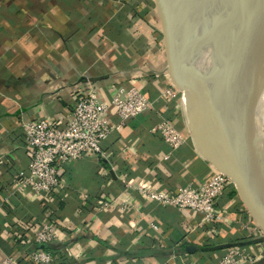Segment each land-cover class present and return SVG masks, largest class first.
Instances as JSON below:
<instances>
[{
  "label": "crops",
  "instance_id": "obj_1",
  "mask_svg": "<svg viewBox=\"0 0 264 264\" xmlns=\"http://www.w3.org/2000/svg\"><path fill=\"white\" fill-rule=\"evenodd\" d=\"M173 45L165 0H0V262L31 264L18 251L35 247L29 230L52 221L60 241L38 245L51 250L52 264H218L230 247L264 264V230L234 184L218 202L220 219L206 223L133 187L171 193L213 170L184 131L170 85ZM129 83L151 106L122 123L112 115L120 125L98 156L66 164L60 186L43 197L18 185L29 164L23 123L62 115L85 84L108 100L112 86ZM166 120L183 136L176 147L154 131Z\"/></svg>",
  "mask_w": 264,
  "mask_h": 264
},
{
  "label": "built area",
  "instance_id": "obj_2",
  "mask_svg": "<svg viewBox=\"0 0 264 264\" xmlns=\"http://www.w3.org/2000/svg\"><path fill=\"white\" fill-rule=\"evenodd\" d=\"M150 106L149 97L133 83L112 86L108 100L94 84L77 88L74 100L62 115H43L22 124L29 164L27 172L18 173V185L36 197L52 193L61 184L66 164L100 154L102 140L120 125L110 121L112 115L119 117L122 123ZM154 131L173 147L183 140L181 133L167 120L156 125ZM230 184L233 182L228 176L214 169L197 185L181 186L171 193L146 184L133 187L145 201L188 211L206 223L220 219L218 202ZM29 231L35 247L27 252L18 251L20 256L31 264H52L55 256L38 245L60 241V226L52 221L42 222ZM65 252L72 256L70 251ZM257 259L240 247H230L218 264H255ZM0 264H18V261L15 256H8Z\"/></svg>",
  "mask_w": 264,
  "mask_h": 264
},
{
  "label": "water",
  "instance_id": "obj_3",
  "mask_svg": "<svg viewBox=\"0 0 264 264\" xmlns=\"http://www.w3.org/2000/svg\"><path fill=\"white\" fill-rule=\"evenodd\" d=\"M222 1L223 6L219 7L211 0H165L174 43L168 66L170 81L175 70L184 83L187 124L196 150L232 180L247 201L252 217L264 230V215L254 203H264V187L250 172L229 167L219 140H213L210 150L202 145L195 125V118L199 117L196 102L191 99L197 87L185 71L176 33H184L203 59L210 82L223 103L229 138L244 146L264 145V121L258 120L254 105V100L264 95V43L260 45L240 35L232 16L234 1ZM203 118L212 121L208 113ZM186 249L193 251L197 246L190 244Z\"/></svg>",
  "mask_w": 264,
  "mask_h": 264
},
{
  "label": "bare ground",
  "instance_id": "obj_4",
  "mask_svg": "<svg viewBox=\"0 0 264 264\" xmlns=\"http://www.w3.org/2000/svg\"><path fill=\"white\" fill-rule=\"evenodd\" d=\"M233 21L240 32V35L252 38L256 43H264V0H233ZM245 13V14H244ZM246 15V16H245ZM247 17V18H246ZM245 19V23H243ZM180 32V31H179ZM182 33V32H181ZM184 43L183 49L185 50V59L183 61L186 73L192 78L194 86L197 87L196 91L191 95V99L196 102V110L199 117L195 118L196 130L198 136L205 149L210 150V145L213 140H219L224 156L229 167L232 170H243V166L247 171L256 178V180L264 187V145L247 146V151L242 150L240 146L229 141L226 126L220 125L212 118L209 113L207 101V84L210 83L207 71L202 72V67L205 65L204 61L197 54L191 41L183 33ZM190 41V45L189 42ZM191 48V60L186 69V58L188 51ZM203 73V74H202ZM209 88V87H208ZM258 112V120L264 121V95L254 100ZM207 106V107H206ZM207 113L211 116L212 121H208L203 116ZM217 123V128L213 126L214 122ZM213 123V124H212ZM228 151V157L225 152ZM251 159V160H250ZM260 206L264 203L255 201ZM264 215V213H263Z\"/></svg>",
  "mask_w": 264,
  "mask_h": 264
},
{
  "label": "rangeland",
  "instance_id": "obj_5",
  "mask_svg": "<svg viewBox=\"0 0 264 264\" xmlns=\"http://www.w3.org/2000/svg\"><path fill=\"white\" fill-rule=\"evenodd\" d=\"M211 1L214 2V4H216L219 7L223 6V1L222 0H211ZM233 10H234V8H233ZM232 15H233V11H232ZM188 42H189V45H190V41L189 40H188ZM190 53H191V50L189 51L188 57L186 58V61H187L186 62V69H187V67H188V65L190 63V60H191V57H190L191 54ZM172 71H173V75H172L171 81H172L173 84H176V85H173L171 83H170V85H172L174 87L173 89L177 92V98H178L177 102H179V104H180V106H179L180 107V111H181V114H182V118L184 119V125H185L184 131H185V133L188 136L191 137L189 129H188L187 116H186L185 103H184V89H183L184 88V83L178 77V74L176 73V71L175 70H172ZM205 71H206V67L204 65L202 67V72L205 73ZM206 93H207V97H208L207 105H208L209 113L212 115V118L220 125V127L226 126V117H225L224 108H223V105H222L223 103L221 102L222 100L220 98L219 93L216 91V89L214 88V86L212 85L211 82L210 83L208 82V84H207V92ZM217 123L214 122V124L213 123L212 124H213V126H215L217 128V126H219V125H217ZM229 141L232 142V143H235L230 138H229ZM235 144H237V143H235ZM237 145L240 146V148L242 150H246L247 151V146L240 145V144H237ZM225 154L228 157V151H226ZM261 163L264 164V162H261ZM212 168H213V170L216 169L213 166H212ZM243 170L247 171L245 166H243ZM255 206H256V208H257V210L259 212H261L262 214L264 213V211L262 209L263 206L259 207L258 203L257 204L255 203ZM251 227H252L251 235L253 236L254 234H256V233H254V231H256L254 229L255 228L254 224H252Z\"/></svg>",
  "mask_w": 264,
  "mask_h": 264
},
{
  "label": "trees",
  "instance_id": "obj_6",
  "mask_svg": "<svg viewBox=\"0 0 264 264\" xmlns=\"http://www.w3.org/2000/svg\"><path fill=\"white\" fill-rule=\"evenodd\" d=\"M51 251V250H50ZM65 264H67V263H65Z\"/></svg>",
  "mask_w": 264,
  "mask_h": 264
}]
</instances>
